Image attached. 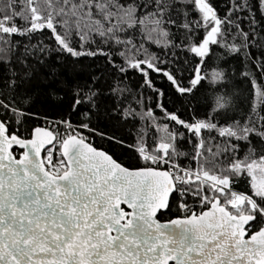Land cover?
<instances>
[{"label": "trees", "instance_id": "1", "mask_svg": "<svg viewBox=\"0 0 264 264\" xmlns=\"http://www.w3.org/2000/svg\"><path fill=\"white\" fill-rule=\"evenodd\" d=\"M204 1L209 19L197 0H0V119L23 139L45 122L80 128L130 169L164 156L219 186L188 177L159 220L219 200L254 217L251 235L264 227L245 169L264 159V0Z\"/></svg>", "mask_w": 264, "mask_h": 264}, {"label": "water", "instance_id": "2", "mask_svg": "<svg viewBox=\"0 0 264 264\" xmlns=\"http://www.w3.org/2000/svg\"><path fill=\"white\" fill-rule=\"evenodd\" d=\"M53 139L44 127L30 139L10 135L0 119V264H264L253 216L215 200L161 221L176 191L167 170L127 168L73 137L63 146L69 169L53 175L43 162Z\"/></svg>", "mask_w": 264, "mask_h": 264}, {"label": "built area", "instance_id": "3", "mask_svg": "<svg viewBox=\"0 0 264 264\" xmlns=\"http://www.w3.org/2000/svg\"><path fill=\"white\" fill-rule=\"evenodd\" d=\"M44 128L52 131L54 135L53 142L48 145L43 151V162L46 171L53 175H61L69 169V164L63 154V146L65 142L73 137L80 138L84 141L89 142L90 137L83 132L80 128L68 126L64 123H53L45 122ZM168 147H164V151H167ZM15 155L19 157V152H15ZM154 168L167 170L173 177L176 191L179 194H183L185 191V182L188 177H196L203 187L210 184L219 186L217 183L212 182V180L200 176L196 173H192L174 163L169 162L164 156L160 158H153ZM210 203V200L205 198L198 204L197 209H202L203 206ZM231 200H227V204H230ZM180 212L187 214L190 212L189 208L184 202L179 203ZM202 212L193 211L192 214H201Z\"/></svg>", "mask_w": 264, "mask_h": 264}, {"label": "rangeland", "instance_id": "4", "mask_svg": "<svg viewBox=\"0 0 264 264\" xmlns=\"http://www.w3.org/2000/svg\"><path fill=\"white\" fill-rule=\"evenodd\" d=\"M197 2L199 4L200 10L204 15V18L209 19L212 14L210 7L205 3L204 0H197ZM245 169L248 171V174L251 177V183L254 193L264 198V159L258 160L255 163L250 164ZM223 183L226 184V182L224 181ZM228 200H231L230 204L233 205L243 202V199L237 196L229 198ZM247 200L254 204L253 200H251L250 198H247Z\"/></svg>", "mask_w": 264, "mask_h": 264}]
</instances>
